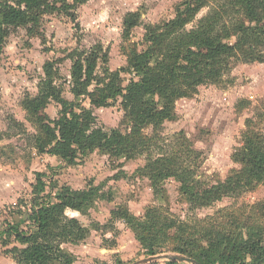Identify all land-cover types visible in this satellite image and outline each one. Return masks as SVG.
<instances>
[{
    "label": "rangeland",
    "instance_id": "rangeland-1",
    "mask_svg": "<svg viewBox=\"0 0 264 264\" xmlns=\"http://www.w3.org/2000/svg\"><path fill=\"white\" fill-rule=\"evenodd\" d=\"M11 1L0 0V10ZM183 1L67 0L72 9L45 15L36 28V36L31 37L26 28H9L10 35L0 58L1 231L9 226L20 232L34 231L31 208L42 196L56 197L63 188L86 191L90 186L99 187L100 191L88 214L71 210L67 214H76L89 229L93 230L97 224L102 226L99 231L93 230L101 246L107 250L116 246L120 250L119 255L107 254L103 263L97 260L98 264H116L118 256L127 264L151 257L128 221L117 220L112 212L127 209L142 219L149 208L155 207L176 224L187 225L185 229L200 240L208 233H214L215 241L218 233L234 237L242 229L238 227L247 222L264 224L263 185L247 189L239 196L225 197L210 207L198 208L181 194V185L174 178L161 181V191L155 193L150 174L145 170L150 160L177 155L197 171L201 182L198 187L209 188L224 183L233 171L241 168L234 161V154L243 146L247 126L264 133V63H244L241 59L232 61L231 71L218 83L202 85L194 95L178 100L174 119L165 121L158 131L152 125L137 127L127 117L123 97L118 92L141 76L123 69H128L134 51L147 50L148 41L143 26L134 29L130 38L125 39L124 19L128 13L139 11L143 24L169 22L176 18L177 7ZM216 6L211 1L197 19ZM197 19L187 29L194 27ZM235 40L232 37L229 42L233 44ZM98 44L108 52L109 60L107 64H99L90 91L99 100H106L105 107L93 106L88 99H76L71 92L69 55L77 49L88 51ZM49 61L56 62L60 71L58 84L65 98L77 104V113L82 104L93 110L97 126L108 133L113 130L125 135L139 132L151 139L149 151L112 157L95 150L80 154L73 162L38 154L33 138L37 126L23 109V101L27 96H37ZM116 72H119L118 78L113 75ZM149 100L159 103L157 97ZM59 110L60 106L52 102L43 109V114L55 120ZM242 230L245 235L246 231ZM109 231L111 239L107 240L104 236ZM116 238L121 240L120 247ZM200 243L208 245L205 238ZM16 244L12 239H0V264H12V255L7 251ZM80 257L84 258L82 253ZM164 262L161 260L158 264Z\"/></svg>",
    "mask_w": 264,
    "mask_h": 264
},
{
    "label": "trees",
    "instance_id": "trees-1",
    "mask_svg": "<svg viewBox=\"0 0 264 264\" xmlns=\"http://www.w3.org/2000/svg\"><path fill=\"white\" fill-rule=\"evenodd\" d=\"M211 1L217 6L197 19ZM72 7L67 0H12L6 4L0 10V58L10 35L9 28H26L33 37L45 15L69 12ZM196 19L197 24L187 29ZM140 26L146 31L147 50L134 51L128 69L123 70L141 77L118 92L123 97L127 117L137 127L152 125L158 131L165 121L174 119L178 100L194 95L202 85L218 83L231 71L232 61L264 63V0H184L177 7L175 19L156 25L143 24L139 11L130 12L123 22V37L129 39L132 31ZM232 37L236 39L233 44L229 42ZM69 58L74 97L105 107L106 100L96 98L90 87L96 80L99 64L108 63V52L98 44L88 51L74 50ZM113 75L118 78L119 72ZM59 78L56 62H47L37 96H27L23 101V109L37 126L33 138L38 154L73 162L80 154H91L95 150L112 157L149 151L151 139L139 132L125 135L113 130L108 133L97 126L93 110L82 104L77 113V104L65 98ZM149 97H157L159 103ZM52 102L60 106L55 120L43 114V109ZM234 161L241 165L240 169L233 171L224 183L203 189L198 187L201 182L197 171L185 165L177 155L150 160L145 170L150 174L155 193L161 191V181L174 178L181 185V194L193 206L206 208L225 197L239 196L247 189L264 186V133L248 125L243 146L234 154ZM99 191L100 188L94 186L86 191L63 188L56 197L42 196L31 208L34 231L20 232L14 226L0 230V239H12L23 246H14L7 253L16 264H75L76 256L63 246L85 242L92 229L67 212L87 215ZM261 207L264 209V205ZM112 214L117 220L128 221L148 256L171 253L199 264H264V224L247 222L238 227L246 231L245 235L242 229L234 237L218 233L216 241L212 238L214 233H208L201 238L208 242L204 246L200 243L202 240L185 229L187 225L176 224L158 208H149L142 219L127 209ZM100 227L97 224L93 230L99 231ZM116 264L127 263L117 257ZM163 264L180 263L166 261Z\"/></svg>",
    "mask_w": 264,
    "mask_h": 264
},
{
    "label": "crops",
    "instance_id": "crops-1",
    "mask_svg": "<svg viewBox=\"0 0 264 264\" xmlns=\"http://www.w3.org/2000/svg\"><path fill=\"white\" fill-rule=\"evenodd\" d=\"M1 199L2 198H0V201H1ZM72 212L75 213L74 211H72ZM67 215H69V214H67ZM70 217L77 218L78 216L76 214H72V216H70ZM32 228L33 227H30V229H32ZM119 229H121V227H119ZM121 236H123V235H120L119 238H122ZM104 237L107 240H110L111 239L110 231L107 232ZM116 239H117V244H119V247H120L121 240H119L118 238H116ZM16 243H17L15 245L16 247L23 248V246L20 243H18V242H16ZM101 243L102 242H101L100 238L95 237L93 230H91L90 237L85 242H83L80 246H74L71 244L70 245L66 244L63 246V248L65 250L67 249L66 250L67 252H70L76 256L77 260H76L75 264H79V261L81 260V257H80L81 253H82V256H84V258L81 260V264H98L97 260H99V261H101V263H103L102 261H105L104 257H106V256L108 257L107 254H109V255H119L120 254V250L117 249L116 246L107 250L106 248H103L101 246ZM79 252H81V253H79ZM118 257H120V256H118ZM12 264H16V262L14 261L13 258H12Z\"/></svg>",
    "mask_w": 264,
    "mask_h": 264
},
{
    "label": "water",
    "instance_id": "water-1",
    "mask_svg": "<svg viewBox=\"0 0 264 264\" xmlns=\"http://www.w3.org/2000/svg\"><path fill=\"white\" fill-rule=\"evenodd\" d=\"M161 260L178 262L180 264H183L186 262L187 263H193V264H199L197 261L192 260L188 257L183 256V255L171 254V253H164V254H161V256H158V255L151 256L148 259H143V260H140V261L135 262L133 264H152V263H158Z\"/></svg>",
    "mask_w": 264,
    "mask_h": 264
}]
</instances>
